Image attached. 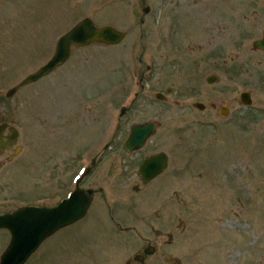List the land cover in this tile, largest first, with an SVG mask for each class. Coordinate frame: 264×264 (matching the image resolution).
I'll return each instance as SVG.
<instances>
[{"label":"rangeland","instance_id":"1","mask_svg":"<svg viewBox=\"0 0 264 264\" xmlns=\"http://www.w3.org/2000/svg\"><path fill=\"white\" fill-rule=\"evenodd\" d=\"M189 2L0 0L2 94L47 62L57 39L83 18L126 33L118 46L74 49L45 79L21 87L13 99L0 96L11 107L4 116L19 112L12 118L21 147L13 174L1 176L0 214L56 205L96 161L79 184L97 191L85 217L46 239L26 264H126L146 241L158 245L150 225L176 221L185 224L171 247L179 264H264V54L253 51L252 41H213L211 53L226 57L227 69L220 71L221 58L213 57L211 72L191 73V58L201 44L187 40L203 33V26L187 12ZM200 4L213 20L227 22L228 39L260 40L264 0ZM253 6L258 7L256 22ZM161 13L174 15L169 22L176 41L166 44L177 47L164 61L158 41ZM236 54L239 59L231 62ZM210 75L217 81L209 85ZM243 92L251 95L249 107L239 102ZM157 93L164 95L162 101ZM87 95L92 98L84 100ZM82 103H90L94 118L77 123L71 114L85 116ZM122 107L129 110L119 116ZM147 121L155 122L157 131L128 159L130 177L121 175L123 168L111 162L110 154L126 157L121 146L130 127ZM110 141L117 146L114 154L103 151ZM155 152L169 155L168 169L135 193L139 164ZM113 174L126 181L115 186ZM116 224L136 232L124 234ZM10 239L0 230V255Z\"/></svg>","mask_w":264,"mask_h":264},{"label":"water","instance_id":"2","mask_svg":"<svg viewBox=\"0 0 264 264\" xmlns=\"http://www.w3.org/2000/svg\"><path fill=\"white\" fill-rule=\"evenodd\" d=\"M149 9L144 8V14ZM126 34L113 27H96L89 18H83L76 23L69 31L60 36L56 42L52 57L45 62L34 73L25 77L16 87L9 91L8 95L13 94L16 89L30 83L37 82L43 77L66 63L71 55L72 47H87L91 44H101L105 46L119 45L125 39ZM255 49L264 51V33L262 41H254ZM215 77L207 79V83L212 84ZM162 94H156V99L163 100ZM240 101L243 105H251L249 94L242 93ZM197 109L202 110L203 105L195 104ZM125 109L121 110L120 116ZM12 131V130H11ZM156 127L153 122L135 124L131 127L129 137L124 143V149L132 153L142 149L149 138L155 134ZM16 130L7 136V139L0 141V149H9L17 145ZM167 156L163 153L153 154L142 160L138 174L143 184L159 176L167 167ZM90 171L86 169L83 175L76 180V189L68 195L67 199L62 200L52 208L45 207H20L12 213L0 215V229L8 230L11 239L8 247L0 257V264H25L27 259L40 247L49 237L54 235L62 228H66L86 215L92 200L93 191L80 189L81 178Z\"/></svg>","mask_w":264,"mask_h":264},{"label":"flooded vegetation","instance_id":"3","mask_svg":"<svg viewBox=\"0 0 264 264\" xmlns=\"http://www.w3.org/2000/svg\"><path fill=\"white\" fill-rule=\"evenodd\" d=\"M203 1L204 0H190V2L188 3L189 6L186 8L187 12L188 13L191 12L190 14H192L193 18L198 20L197 22L201 23L203 26V33L200 32L197 34L196 37H193V38H190L187 40V41H197V42L200 41V44H201V45L195 44L197 46L196 47L197 52L193 55V57L191 58L190 64H189V69H190L191 73L196 74L199 77L208 71L211 72L212 71V65H211L212 60L211 59H213V57H215V58L220 57L221 58L220 59L221 63H219V70L220 71H225V69H227V67H228L227 62L228 61H227L226 57L223 59L221 54L215 55V56L212 55L210 47H211V45H212L211 43H213V41H228V42L229 41H252L253 51L261 52L264 54L263 50L258 49V48L255 49L253 46L254 41L260 42L263 40V38H262L263 32H262V36H261L260 40L259 39H252L251 40V39H247V38H243V37L229 38L228 39L225 36L227 28H228L227 22H225L224 20H220V21L213 20L211 18V16L209 15V13H206L205 8L201 7L200 2H203ZM178 9H179V7H177V10ZM177 10H176V12H177ZM257 10H258L257 6L251 7V10H250L252 13L251 19L254 22H256L258 20V14H257L258 11ZM176 12L174 11L175 14H176ZM173 18H174V15H171V16L170 15H164L163 13H161L159 15V25L158 26H160L161 29L159 32L158 41H162V44L160 43V57H162L163 61L165 59H167L170 52L173 53V52H175V50H177V47H175L176 45L174 43L166 44V41H176V40L171 38L173 31H172V28L170 26H172L173 22H169V21L173 20ZM220 32H223L224 34L221 35ZM235 57L236 58H234V57L230 58L231 62H233L234 59L235 60L239 59L240 56L236 54ZM167 60H169V59H167ZM173 60H174V58L172 59V61ZM238 64L242 65L241 63H238ZM240 65H237V67L239 66V68L242 69V66H240ZM214 66L216 67V65H214ZM262 68L264 69V65ZM57 70H55V71H57ZM213 76L215 77V81H217V77L215 75H210L209 77L206 78L205 81H207L208 78L213 77ZM45 78L46 77H44V79ZM15 86L8 89V91H6L5 94H2L3 92H1L0 94H2V95H0V96L4 95L5 100L13 99L14 94L18 93L20 88H21L20 87V88L16 89V91L13 94L8 95L9 91L12 90ZM74 98L77 99V97H74ZM91 98H92L91 95H87L86 99H84V97L82 96L79 99V101H77V102L81 103V101L83 99L89 100ZM16 102L19 106L20 101H16ZM5 105L9 106L10 104L4 103L2 98L0 97V141H4L5 139H7V136H9V134H12L13 130H16L18 133V135H17L18 136L17 142H18V140L20 138V136H19L20 131L15 126L12 117H16L15 116L16 113L19 115V112L15 113V111H13L12 113H8L7 115L4 116V113H3L4 110H6V111L11 110L10 106H9L10 108H6ZM109 105L111 106V102L109 103ZM212 105L213 104H210L209 106L212 107V109H215V106L214 105L212 106ZM80 107L85 109V113H86L85 116L81 115V113H82V111H81L80 113L77 114V116H75L74 113L71 114L72 119L77 121V123H82V122H85L87 120L91 121L94 118V112H93L94 110L90 111V108H91L90 103L87 105L82 103V105H80ZM109 109L111 110L110 107H109ZM110 115H111V112H110ZM155 127H156V131H157L158 125L156 123H155ZM130 129H131V127H130ZM129 133H130V131H129ZM129 133H128L127 138L129 137ZM116 135L117 134H115V133L112 135L111 141H115ZM111 141H110V143H111ZM125 141L126 140H124V142ZM124 142L121 146L122 147L121 152H123L126 155V157H124L122 159V158H117L115 155L113 156L110 154V159L112 158V160H111L112 163H119L118 167L123 168L122 172H120L121 175L127 174L130 177L129 173L127 172L128 167H129L128 159L131 158L130 157L131 155L136 154L139 151L133 152V153L125 152V150L123 148ZM112 144L113 143L108 144V145L105 144L103 147V151H105V152L109 151V153L111 152L114 154L116 152L117 146L115 144L112 146ZM18 146L19 145L17 144V146H13L9 149H0V185L2 184V181H3L1 179V176L4 173H7V172L10 173L11 172L13 174V172H14L15 164H16V162L19 161V160H17V156H19V154L21 153V147H18ZM155 153H158V152H155ZM155 153L148 155L144 159L148 158L149 156H151ZM166 156H167V159H166L167 160V167H166V169H164V171L159 176H157L156 178L147 182L146 184H143V182L140 179L138 172L136 171L137 174L135 175V178L138 180L137 181L138 184L133 187V191L135 193H139L140 191H143L150 184H152L154 182V180H156L158 177H160L161 175H163L166 172V170L168 169V165H169V160H168L169 155L166 153ZM94 158L92 159V161L90 163L92 169L96 165V161ZM4 168H6V169L3 170ZM86 168H88V167H86ZM92 169L90 170L88 176L91 174ZM114 174L111 175V177L113 180L112 183L115 186H116V184L121 185L122 183H124L126 181L124 179V177H121V175H114ZM125 177H126V179H128L127 176H125ZM87 190L93 191V194H92L93 195L92 203H93L97 191H95L93 189H87ZM98 191H102V189H100ZM3 214L4 213H1L0 215H3ZM112 222H113V220H112ZM180 223H182L181 228L179 226ZM116 225L119 226V224H116ZM156 226L157 227L155 228L152 225H150V228H151L150 232L152 233L154 238L157 239L155 242L158 243V245H156L155 243L153 244L152 242L146 241L145 245L140 248L139 252L132 255L131 259L126 261V264H179L177 262L176 257H175V253L172 251L171 247L173 246L174 240L176 238V232L180 233V231L185 228L184 222L183 221H176V222H173V224L171 222H168L167 224L166 223L165 224H156ZM119 228H120V226H119ZM1 231H3V230H1ZM120 231H122L124 234H125V232H134V233L136 232L133 228H129V226L127 228H120Z\"/></svg>","mask_w":264,"mask_h":264},{"label":"bare ground","instance_id":"4","mask_svg":"<svg viewBox=\"0 0 264 264\" xmlns=\"http://www.w3.org/2000/svg\"><path fill=\"white\" fill-rule=\"evenodd\" d=\"M82 178H83V177H82ZM82 178H81V179H82Z\"/></svg>","mask_w":264,"mask_h":264}]
</instances>
